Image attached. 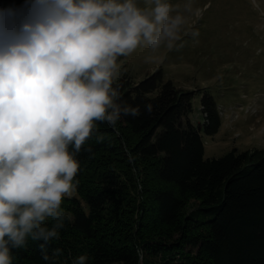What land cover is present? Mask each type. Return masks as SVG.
<instances>
[{
  "label": "trees",
  "instance_id": "obj_1",
  "mask_svg": "<svg viewBox=\"0 0 264 264\" xmlns=\"http://www.w3.org/2000/svg\"><path fill=\"white\" fill-rule=\"evenodd\" d=\"M32 2L14 0L0 25L23 18ZM117 85L140 115L96 122L75 156L76 194L62 201L59 239L42 251L29 238L11 249L12 264H72L81 255L86 264H264V147L204 156L200 131L218 130V104L207 86H176L160 66L139 80L124 71ZM196 91L198 125L188 117Z\"/></svg>",
  "mask_w": 264,
  "mask_h": 264
},
{
  "label": "clouds",
  "instance_id": "obj_2",
  "mask_svg": "<svg viewBox=\"0 0 264 264\" xmlns=\"http://www.w3.org/2000/svg\"><path fill=\"white\" fill-rule=\"evenodd\" d=\"M202 12L193 0H146L144 8L136 0H33L23 18L0 25V264H12L11 249L29 238L42 251L59 239L62 201L78 183L75 156L96 122L140 115L113 87L118 58L144 47L146 63L161 60ZM137 255L142 261L143 249Z\"/></svg>",
  "mask_w": 264,
  "mask_h": 264
},
{
  "label": "rangeland",
  "instance_id": "obj_3",
  "mask_svg": "<svg viewBox=\"0 0 264 264\" xmlns=\"http://www.w3.org/2000/svg\"><path fill=\"white\" fill-rule=\"evenodd\" d=\"M13 1L0 0V21L15 9ZM136 3L146 6V0ZM193 4L203 10L202 15L176 47L162 48L157 54L162 59L152 63L145 62L148 50L138 48L118 61V74L125 71L139 80L160 66L163 78L176 86H207L218 104L221 124L213 134L200 131L204 156H219L232 147H264V0H193ZM192 31L199 35L193 37ZM191 105L188 117L198 125L203 121L198 91ZM196 203L190 199L187 207Z\"/></svg>",
  "mask_w": 264,
  "mask_h": 264
}]
</instances>
